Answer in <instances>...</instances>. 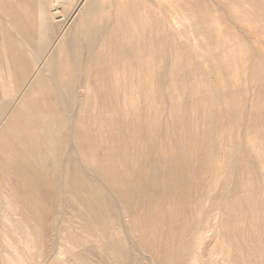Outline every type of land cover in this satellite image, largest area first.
I'll list each match as a JSON object with an SVG mask.
<instances>
[{
    "label": "rangeland",
    "instance_id": "rangeland-1",
    "mask_svg": "<svg viewBox=\"0 0 264 264\" xmlns=\"http://www.w3.org/2000/svg\"><path fill=\"white\" fill-rule=\"evenodd\" d=\"M55 3L22 87L0 62V264H264V0Z\"/></svg>",
    "mask_w": 264,
    "mask_h": 264
},
{
    "label": "crops",
    "instance_id": "crops-1",
    "mask_svg": "<svg viewBox=\"0 0 264 264\" xmlns=\"http://www.w3.org/2000/svg\"><path fill=\"white\" fill-rule=\"evenodd\" d=\"M34 1L36 2L35 7L37 9L39 8V12L36 16L34 14V17L31 15L29 17L25 16L24 20L21 21L20 30L22 32V41L20 43H17L18 40L12 33H6V27L0 24V54L1 52L4 53V57L0 59V62L4 61V67L2 66L1 72L3 79L2 87H22L23 81L30 75L32 64L35 61L34 56H39L47 49L49 50L51 42L53 43L56 39L57 25L49 23L51 12L50 6L55 2V5L59 2H68V0ZM54 9L55 12L53 13L55 15H58L59 12L62 15L65 13L61 9L59 11V6H56ZM60 40L46 59L45 66L48 73L44 75L43 69H38L39 71L35 78L36 82L31 86L53 85L49 81L56 76L57 57L61 50ZM21 44L26 48L28 47V49L25 51L20 50L23 48V46L21 48L19 47ZM10 80L13 82H10Z\"/></svg>",
    "mask_w": 264,
    "mask_h": 264
}]
</instances>
